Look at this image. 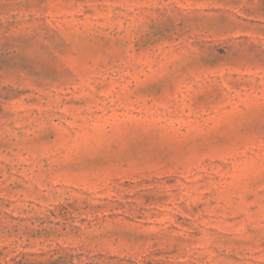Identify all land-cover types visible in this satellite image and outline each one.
<instances>
[{"label":"rangeland","instance_id":"obj_1","mask_svg":"<svg viewBox=\"0 0 264 264\" xmlns=\"http://www.w3.org/2000/svg\"><path fill=\"white\" fill-rule=\"evenodd\" d=\"M0 264H264V0H0Z\"/></svg>","mask_w":264,"mask_h":264}]
</instances>
